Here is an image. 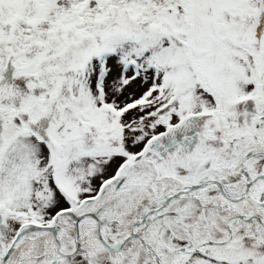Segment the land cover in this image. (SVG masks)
I'll return each mask as SVG.
<instances>
[{
    "label": "snow or ice",
    "instance_id": "snow-or-ice-1",
    "mask_svg": "<svg viewBox=\"0 0 264 264\" xmlns=\"http://www.w3.org/2000/svg\"><path fill=\"white\" fill-rule=\"evenodd\" d=\"M0 264H264V0H0Z\"/></svg>",
    "mask_w": 264,
    "mask_h": 264
}]
</instances>
